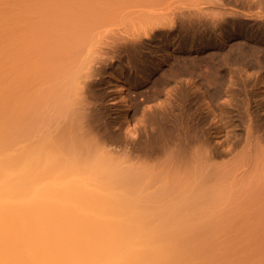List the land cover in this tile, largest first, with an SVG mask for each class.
Wrapping results in <instances>:
<instances>
[{"label":"bare ground","instance_id":"obj_1","mask_svg":"<svg viewBox=\"0 0 264 264\" xmlns=\"http://www.w3.org/2000/svg\"><path fill=\"white\" fill-rule=\"evenodd\" d=\"M8 2L22 4L27 13L22 15V42L17 39L22 43L25 82L21 104L16 102L19 108L8 105L6 120L0 123L4 128L0 132V264H217L220 258L211 236L218 228L211 230L209 222L217 227L218 220L227 218L231 196L237 192L244 191L243 198L247 191L264 195V108L256 109L264 105L260 102L264 48L239 42L236 54L222 51V64L242 63L262 70L257 77L251 73L260 85L259 96H252L260 97V103L249 97V91L243 114L250 118L242 117L248 124H241L246 126L241 144L225 137L209 138L237 135L231 104L239 116L243 106L231 103L232 92L239 91L231 89V76L224 89L229 100L221 111L213 98L222 85L214 78L208 89L206 83L203 86L209 94L206 103L204 91L198 92L194 85L185 88L188 84L179 76L185 69V73L198 68L218 73V51H210L229 46L234 37L246 39L249 21H255L258 38H264V0ZM172 47L206 54L201 59L189 55L194 58H189V68L182 63L185 53L182 61L177 59L178 65L170 62L168 74L159 77L170 81L163 84L170 87L173 81L177 87L168 89L164 111L153 118L148 110L156 91H148L149 84L167 63ZM98 82H115L117 96H108V103L123 108L122 125V120L117 123L116 117H110L107 96L97 89ZM123 82L141 90L125 89ZM201 98L206 108L191 112ZM139 108L142 125L135 122L140 127L129 121ZM222 113L226 126L221 123ZM159 150L161 155L151 161ZM250 197L246 196L250 205H256L258 200ZM211 215L217 218L210 219ZM204 223L214 235L203 230ZM206 238L210 244L200 242ZM226 261L223 264L231 263Z\"/></svg>","mask_w":264,"mask_h":264},{"label":"rangeland","instance_id":"obj_2","mask_svg":"<svg viewBox=\"0 0 264 264\" xmlns=\"http://www.w3.org/2000/svg\"><path fill=\"white\" fill-rule=\"evenodd\" d=\"M12 0H10V2H11ZM229 3H231V2H233L234 0H227ZM15 3V2H14ZM10 3L9 4V2H8V0H0V123L1 122H3L4 121V119L6 120V117H5V115H7V112H8V105H15V107L16 108H19V107H17L18 105V101H19V104H21L20 103V101H21V99H19V98H21L22 96L20 95V94H22L21 93V91H22V89L21 88H23L24 86H23V83L25 82V79L23 80V72H24V70H23V57L20 59V56H22V51H23V49L22 48H20L19 49V46L20 47H22V41H21V35L20 34H22V21H23V19L22 18H25L26 17V14L27 13H25L26 12V10H22L23 9V5L22 4H18V3ZM13 4V5H12ZM15 5V6H14ZM12 6V7H11ZM13 6H14V9H13ZM21 6V7H20ZM12 9V12H10L11 11V9ZM16 9V10H15ZM20 10L22 11V12H20ZM14 11V12H13ZM25 13V14H24ZM25 15V17H23V16ZM22 19V20H21ZM242 19H245V18H242ZM18 20V21H17ZM21 20V21H20ZM11 21V22H10ZM15 21H17V22H15ZM13 22H15V23H13ZM250 22L251 23H254L255 21H249L248 22V24L249 25H247L246 26V29H247V32H246V34L247 35H249L247 38H248V40H247V38L246 39H242V38H240V37H234L230 42L231 43H229V46H223V47H221V48H217V47H215L216 49H214V50H211L210 52H212V51H215V52H217V56H215V63H218V64H221V65H218V73H217V71H216V73L211 69H209V70H204V69H200V68H198L197 70H195V72L194 71H192L191 69L190 70H188L189 72L188 73H185L186 71H187V69H185L184 71H182L183 72V74L182 75H180L179 77H180V82H185L184 83V85L185 84H188V85H186V86H184L185 88L187 87V86H189L190 88H191V85H194L195 87H196V89L195 90H197L198 92H202V91H204V92H202V93H204L203 95H205V96H203V98H204V100L206 101V103L209 101V99H208V97H209V94H207L206 95V92H205V90H204V88L206 87V85H207V88H205V89H208V85H209V81L210 80H212L213 78L216 80L215 81V83L217 84V85H222L221 86V89H219V91L216 93V98L214 97L213 99H214V103H216V104H214V105H218V103H219V105L217 106V107H220V109L219 108H217L216 107V110H217V113L219 112L218 111V109L221 111L222 110V108H224V107H222V106H224V104H226L225 102H227L228 100H229V97H227L226 96V94H225V86L227 85V83L229 82V77L231 76V81H232V83H231V89H233V90H235L236 88L237 89H239V91H234V92H232V94H233V96H235V97H232V95H231V98H232V101H231V103L232 102H237L236 104H238L239 106H243V108H240L241 110H243V111H240V112H242V114H241V116H239V113L237 112V107L235 106H233L234 105V103L233 104H231V111H232V113H231V120H233V121H231L232 122V124L234 125H232V127H237V128H239V129H235L236 131H235V134H237V135H235V137H234V135H231V136H212V137H210L209 136V138H210V140L211 141H215V139H219L220 137H223V139H224V137H225V139H231V141H237L236 143L238 144V143H243L244 142V137H245V135H244V130H245V127L243 126L244 124L246 125V124H248V122H246V119H248L247 121H249V118L246 116V114L244 115L243 113H244V110H245V108L247 107V103L249 102V100H248V98L249 97H251L253 94H258L257 96H259V91H258V89H259V87H260V85H258V84H256L257 83V81H256V79H254V78H256L259 74H260V72H262V70L260 71L259 69H254V68H249V67H251V65H249V67H248V65H245V64H242V63H234L235 64V66H231L230 64H232V63H228V64H222L223 63V57H224V53H228L230 50H232L231 51V53H233V54H236L239 50L237 49V46L239 45H237L236 43H239V42H241L240 44L243 46H245V45H249V46H253V45H255V46H259V48H264V42L262 41L264 38L263 37H261V36H263V35H261L260 36V38H258L259 37V35H257L258 34V32L256 31V29H257V27H258V25L256 24V23H254V25L255 26H251V24H250ZM18 25H17V24ZM11 25H13V26H11ZM253 25V24H252ZM15 26V28L13 29V27ZM21 28H20V27ZM249 26H251V27H249ZM10 28H12V29H10ZM16 28L18 29V30H16ZM253 30H252V29ZM256 32H255V31ZM15 32V34H13L14 32ZM251 31V32H250ZM253 31V32H252ZM17 33V34H16ZM20 33V34H19ZM248 33H252V34H248ZM255 35H254V34ZM19 35V36H18ZM185 36V33H182V37H184ZM255 36V37H254ZM14 37V38H13ZM253 37V38H252ZM21 38V39H20ZM17 39H20V41L18 42V40ZM235 39V40H234ZM237 39H239V41L237 40ZM256 41H255V40ZM260 39V40H259ZM244 41L243 43H249L250 42V44H242V41ZM254 40V41H253ZM235 41H237V42H235ZM16 42L18 43V44H16ZM255 42V43H254ZM21 43V44H20ZM235 43V44H234ZM251 43H253L252 45H251ZM257 43V44H256ZM12 46H11V45ZM156 44V43H155ZM155 44H153V46L155 45ZM231 44H232V47H230L231 46ZM158 45L160 46V45H162V43L161 42H159L158 43ZM158 45L156 44L155 46L156 47H158ZM235 45H237L236 47H235ZM262 45V46H261ZM18 46V47H17ZM154 46V47H155ZM231 48V49H230ZM234 48H235V50H234ZM172 51H169V52H171L172 54H171V56L168 58V61H167V63L164 65H161V67H160V74H158L157 72L155 73V77L152 79L153 81V83H150L149 85H150V88H148L149 90L148 91H153L154 93H155V91H156V96H154V94H151V96H152V99L150 100L151 101V103H150V106H152V107H150V109L148 110V112L150 113L149 114V116L150 117H157L162 111H164V107L166 106V103H167V98L168 97H166V96H168V89H170L171 91L174 89V88H176L177 87V85H175L176 83H174L173 81L171 82V85H172V83H174V85H173V87H172V89H171V85H170V87H169V85L168 84H170V81H168V79H160L161 77H159V76H162V78H164L163 77V75L165 74V73H167L168 72V67L170 68V66H168L169 64H170V62H174V61H177V62H174V63H172V65L173 64H175V65H178L177 63L178 62H180L179 60H181L182 58H184V55H185V58L187 59H182V60H184V61H182V63L183 62H185V66H186V64H188L187 66H188V68L190 67V66H192L191 64L192 63H190L192 60H190V59H194V58H197V59H201V57L202 56H204L206 53H204L202 56H201V54L200 55H198V53H196V52H194V51H189V50H187V51H178V50H176L174 47H172V48H170ZM169 49V50H170ZM175 49V50H174ZM218 49V50H217ZM225 49L226 50H228V51H225ZM22 50V51H21ZM238 50V51H237ZM16 51V52H15ZM20 51V52H19ZM155 51H157V48L155 49ZM224 53H223V52ZM234 51L236 52V53H234ZM182 52V53H181ZM187 52V53H186ZM221 54H220V53ZM175 53V54H174ZM178 55H177V54ZM185 53V54H184ZM191 53V54H190ZM194 53V55H192ZM222 53H223V55H222ZM19 54V55H18ZM184 54V55H183ZM197 54V55H196ZM219 54H220V56H219ZM175 57H174V56ZM182 55H183V57H182ZM186 55H188V58L186 57ZM193 56L194 58H190V56ZM196 55V56H195ZM199 56H201V57H199ZM219 56V57H218ZM218 57V58H217ZM221 57V58H220ZM175 58V59H174ZM190 58V59H189ZM217 58V59H216ZM219 58H220V60H219ZM18 59H20L21 61H20V63L18 62L19 60ZM152 58L150 57L149 58V60H151ZM177 59H179V60H177ZM153 60V59H152ZM151 60V61H152ZM174 60V61H173ZM190 62H189V61ZM188 61V62H187ZM182 63H180V67H181V65H183ZM22 64V65H21ZM234 64H232V65H234ZM239 64V65H238ZM17 65H21L20 67H22V69L19 67V66H17ZM153 65V64H152ZM155 65H156V63H155ZM155 65H153V66H155ZM175 65H173V67L175 66ZM238 65V66H237ZM240 65H245V67L246 68H243V67H241ZM167 66V67H166ZM178 66V67H179ZM187 66H186V68H187ZM222 66V67H221ZM230 66V67H229ZM240 66V67H239ZM163 67H166V70H165V68H163ZM219 67H220V69H219ZM231 68V69H230ZM241 68V69H240ZM249 68V69H248ZM221 69H223V71H221ZM244 69V70H243ZM246 69H248V71L246 70ZM23 70V71H22ZM163 70V71H162ZM230 70H232L231 72H230ZM241 70L243 71V72H241ZM254 70V71H253ZM255 70H257V72L258 71H260V72H256ZM16 71V72H15ZM167 71V72H166ZM190 71H192V72H194V74L193 73H190ZM205 71V72H204ZM213 71V72H212ZM15 72V73H14ZM162 72H163V74H162ZM181 72V71H180ZM180 72H178V73H180ZM206 72H208V73H206ZM221 72V73H220ZM245 72H248L247 74H251L252 72L253 73H256V74H251V75H246L245 74ZM263 72H264V69H263ZM197 73V75L198 76H196V77H194L195 78V80H194V78H193V75H195ZM204 73V74H203ZM11 74V77H9V75ZM168 74V73H167ZM189 74H191L192 76H190ZM220 74V75H219ZM221 74H223V75H221ZM157 75V76H156ZM186 75L188 76V78H187V80L184 78V77H186ZM205 75V76H204ZM209 75V76H208ZM254 76V80L252 79V77ZM255 75H256V77H255ZM14 76H17V77H14ZM182 76V77H181ZM12 77H14V78H12ZM191 77H192V79H191ZM16 78H18V79H16ZM22 78V79H21ZM128 78V77H127ZM190 78V79H189ZM210 78V79H209ZM212 78V79H211ZM20 79V80H19ZM189 79V80H188ZM208 81H207V80ZM226 79H228V80H226ZM252 79V80H251ZM160 80V81H159ZM182 80V81H181ZM194 80V81H193ZM203 80L205 81L204 83H203ZM24 81V82H23ZM168 81V82H167ZM198 81V82H197ZM228 81V82H227ZM16 84H15V83ZM155 82V83H154ZM160 82L162 83H168V84H160ZM189 82V83H188ZM192 82L193 83H195L196 82V84H192ZM208 82V83H207ZM14 85H13V84ZM111 84H109V83H101V82H98V84H97V89H99V90H101V92L102 93H104L105 95L104 96H107V97H105L104 99H106V101H105V105H107L106 107L107 108H109V112H110V114L112 115H110V117L111 118H115L116 119V121H117V123H120L121 122V120H122V123H120L121 125L125 122L124 121V119H125V117H123L124 115V113H123V108H121L120 109V107L119 108H115V107H113L112 106V104H111V101H109L110 102V104H111V107H110V104L108 103V100H109V97H110V99L112 98V97H115V96H117V91H118V89H116L117 87L115 86V89H114V86L113 85H115V84H112V83H115V82H110ZM124 83V87H125V89L126 88H128V87H130V91H135V89H136V91L138 92L139 90H141V89H139L137 86H136V84H128V83H125V82H123ZM200 85H199V84ZM205 83H206V85H205ZM237 84V85H235V84ZM121 84H122V82H121ZM128 84V85H127ZM154 84H158L159 86H156L155 85V87H151L152 85ZM202 84V85H201ZM240 84V85H239ZM13 85V86H12ZM102 85V86H101ZM117 85V84H116ZM148 85V86H149ZM153 85V86H154ZM168 85V86H167ZM10 86V87H9ZM23 86V87H22ZM134 86H136L135 88H134ZM148 86H145V88L146 87H148ZM203 86H205V87H203ZM246 86V87H245ZM20 88V91H19V88ZM200 87V88H199ZM223 87V88H222ZM101 88V89H100ZM210 88H212V86L210 87ZM242 88H246L245 90L244 89H242ZM16 89V90H15ZM139 89V90H138ZM143 89V88H142ZM160 89V90H159ZM188 89V88H187ZM199 89V90H198ZM254 89V90H253ZM157 90H159V91H157ZM169 90V92H171ZM221 90V91H220ZM244 90V91H243ZM246 90H248V91H246ZM251 90H253V91H251ZM255 90H257V91H255ZM246 91V92H245ZM251 93H250V92ZM245 92V93H244ZM248 92V93H247ZM256 92V93H255ZM168 93V94H167ZM238 93L240 94V95H238ZM250 93V96L248 95ZM253 93V94H252ZM225 94V95H224ZM115 95V96H114ZM242 95V96H241ZM247 97H246V96ZM252 96V98L256 101V102H258V103H264V96H260V97H263V99L260 101V97H258V99H256L257 97L256 96ZM109 96V97H108ZM222 96V97H221ZM224 96H226V97H224ZM244 96V97H243ZM224 97V98H223ZM206 98V99H205ZM217 98H218V100H217ZM220 98V99H219ZM227 98V99H226ZM233 98H235L234 99V101H233ZM246 98V99H245ZM202 99V98H201ZM198 100L199 102H201V103H199L198 101V104H194V105H197V106H192L193 108H191V112H193V111H195V109L196 108H206V106H204V104H205V102H204V100L202 101V100ZM215 99H216V101H215ZM237 100V101H236ZM248 100V101H247ZM154 101V102H153ZM218 101V102H217ZM260 101V102H259ZM16 102H17V104H16ZM224 102V103H223ZM247 102V103H246ZM107 103V104H106ZM204 103V104H203ZM223 104V105H221V104ZM228 103V102H227ZM149 104V103H148ZM200 104H201V106H200ZM202 104H203V106H202ZM235 104V105H236ZM243 104V105H242ZM247 104V105H246ZM19 106H21V105H19ZM109 106V107H108ZM245 106V107H244ZM263 106V107H262ZM10 107V106H9ZM264 108V105H261L260 107L258 106V107H256V109L258 110V111H260L262 108ZM112 108V109H111ZM114 108V109H113ZM151 108H154V109H151ZM234 108V109H233ZM260 108V109H259ZM117 109V111H115ZM255 108L253 109V111L254 110H256ZM215 110V111H216ZM234 110V111H233ZM134 111H136V113H134L135 114V117H134V115H133V117L132 116H130L129 117V121L132 123L133 122V124H137V125H142L141 124V121L140 120H142L143 118H142V115H143V112H142V109L141 108H139V109H136V110H134ZM134 111H132V112H134ZM156 112H158V113H156ZM236 113V116H234L233 115V113ZM260 113H262V112H260ZM152 114H153V116H152ZM156 114H158V115H156ZM243 115L246 117V119L244 120L243 118ZM233 116V117H232ZM222 118V120H221V123L223 124V126H226L227 124L225 123V121L227 120H225V117H226V115H224V113H222V116H221ZM243 117V118H242ZM236 120H235V119ZM237 118H239V119H237ZM135 120H136V122L138 121V123H136L135 122ZM239 120V121H238ZM241 120V121H240ZM115 121V122H116ZM124 121V122H123ZM237 122V123H236ZM234 123H236V125L234 124ZM241 124H243V125H241ZM140 125H139V127H140ZM243 126V127H239V126ZM3 130H4V128L2 127V125L0 124V132L2 133L3 132ZM232 130H234V128H232ZM239 130V131H238ZM120 134H122V132L120 133ZM222 135H223V133H222ZM236 136H239L238 138H239V140H240V142L238 141V138H236ZM230 137V138H229ZM234 138V139H233ZM243 138V140H241V139ZM214 139V140H213ZM234 141V142H235ZM243 141V142H242ZM21 146V144L19 145V147ZM160 151H162V150H159V151H157V153H155V155H153V157L151 156V161H154L155 159H156V157H158V156H160L161 154H159V155H157L158 153H161ZM155 158V159H154ZM150 159V158H149ZM234 159V158H233ZM233 159L231 158V161H233ZM221 162L222 161H224V160H222V159H219ZM150 161V160H149ZM219 162V161H218ZM241 186V185H240ZM236 189H237V187H236ZM238 189H239V187H238ZM247 191V190H246ZM244 191H241V192H237L236 194H234V195H232L231 196V200L234 202H232V201H230V202H232V205L233 204H235L238 200H240V197H242L243 198V196H240V195H243V194H241V193H243ZM238 193H240V194H238ZM255 193H258V196H256L255 195ZM259 192H254V193H252V192H249L248 193V191L247 192H245V195L248 197V196H251L250 198L252 199V200H258V202H256L257 204L256 205H254L253 204V206L252 205H250V203H249V201H248V198H246V196H244V198L242 199V200H240L241 202H243V204L242 205H244V206H241V204H239V202H237V204L239 205H237L239 208H237V206H236V208H234V207H232V205L231 204H229V202H227V204H229V205H231V207L230 208H228L229 206H227V205H225V204H223L222 206L223 207H225V206H227L226 208H228L230 211H228V213H230V214H227V212H226V214H227V218H226V216L225 217H223V218H221V219H225L224 221L223 220H220V222H219V220H218V225H217V227H216V225L215 224H212L211 225V223H214V222H212V220H211V222H209L210 223V228H211V230L213 229V226H214V229H216V228H218L217 230H218V233H216L215 235L212 233L213 231H210V228L208 229V227H205V225L206 226H208L209 225V223H208V225H207V223H204V228H203V230L204 229H206V230H204V231H206V232H208L207 230H209V232H211L212 234L211 235H214V236H211V239H212V237L214 238V243L216 244V249L218 250H216L217 251V253H216V255L220 258L219 260H217L216 259V261H218V263L217 264H223L226 260V262H228V261H230V259H231V263L230 264H263L264 263V239H263V237H262V235H264L263 234V232H264V230L262 229L263 227H264V215H262V214H264V211H263V206H264V203L263 204H259V202L260 203H262V202H264V201H262V200H264V195L262 196V194H260ZM255 195V196H254ZM261 196L263 197V198H261ZM238 197V198H237ZM250 198H249V200H250ZM254 198V199H253ZM238 199V200H237ZM262 199V200H261ZM251 200V202H253ZM262 201V202H261ZM240 202V203H241ZM245 202V203H244ZM254 203V202H253ZM246 205H248V206H246ZM258 205V206H257ZM233 206H235V205H233ZM255 206H257V208H258V210L259 209H261V211L260 212H257L258 214H256L254 211H258V210H256L257 208L255 207ZM259 206H262V207H259ZM223 207H221L222 209H225V208H223ZM254 207H255V209H254ZM249 208H251V210L254 212H252L251 210H249ZM263 208V209H262ZM239 209V210H238ZM244 209V210H243ZM220 211H222L221 209H219ZM219 210H217L216 212H217V214H220V211ZM227 210V209H226ZM236 210V211H235ZM238 210V211H237ZM246 210V211H245ZM234 211H235V213H234ZM243 211H245V212H243ZM223 212H224V210H223ZM246 212H247V214H246ZM249 212L251 213V214H249ZM222 213V212H221ZM233 213V214H232ZM243 213H245V214H243ZM217 214H215V215H217ZM237 214V215H236ZM259 214H261V215H259ZM222 215V214H221ZM221 215H220V217H221ZM229 215V216H228ZM212 216L213 215H211V218L210 219H212ZM214 217V216H213ZM230 217V218H229ZM214 218H217L216 216L214 217ZM220 219V218H219ZM228 219H229V221H228ZM208 220H209V218H208ZM213 221H216V220H213ZM208 222V221H207ZM216 224H217V222H216ZM215 232H217V231H215ZM205 234H207V233H205ZM210 234V233H209ZM207 236V235H206ZM208 237H210V235H208ZM208 238H206V239H201V243H204L203 241H206L204 244L206 245L207 243H209V240H207ZM210 239V241H212ZM212 243V242H211ZM213 243V244H214ZM210 244V243H209ZM215 246V245H214ZM218 246V247H217ZM225 249V250H224ZM227 250V252H225ZM223 251V252H222ZM222 252V253H221ZM220 253V254H219ZM229 253V254H228ZM221 254L223 255V256H221ZM227 255V256H226ZM221 256V257H220ZM231 257V258H230ZM226 258H229V260L228 259H225ZM223 259H224V261H223ZM263 259V260H262ZM221 260V261H220ZM263 262V263H262ZM229 263V262H228ZM227 263V264H228Z\"/></svg>","mask_w":264,"mask_h":264},{"label":"snow or ice","instance_id":"obj_3","mask_svg":"<svg viewBox=\"0 0 264 264\" xmlns=\"http://www.w3.org/2000/svg\"><path fill=\"white\" fill-rule=\"evenodd\" d=\"M262 150H264V149H262Z\"/></svg>","mask_w":264,"mask_h":264}]
</instances>
